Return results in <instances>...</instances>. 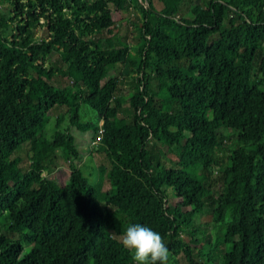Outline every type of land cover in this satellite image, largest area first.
<instances>
[{
	"label": "trees",
	"instance_id": "1",
	"mask_svg": "<svg viewBox=\"0 0 264 264\" xmlns=\"http://www.w3.org/2000/svg\"><path fill=\"white\" fill-rule=\"evenodd\" d=\"M147 1L0 0V264H135L119 236L136 223L163 236L167 264H264V0H193L182 17L186 0ZM71 127L104 154L97 181ZM178 143L168 165L156 148ZM207 206L210 240L194 225Z\"/></svg>",
	"mask_w": 264,
	"mask_h": 264
},
{
	"label": "rangeland",
	"instance_id": "2",
	"mask_svg": "<svg viewBox=\"0 0 264 264\" xmlns=\"http://www.w3.org/2000/svg\"><path fill=\"white\" fill-rule=\"evenodd\" d=\"M209 0H202L199 2L200 5L204 6ZM156 4L158 7L161 5L159 4L158 0L156 1ZM193 7V0H186L184 1L181 11L179 12V16H184L185 14L189 13L191 11V8ZM138 17V12L135 10V8H130L129 10L123 12L118 16L119 22H128L129 26L126 30V32L122 36V40L129 42V43H135L138 37V32L135 30L133 21ZM119 27V25H118ZM40 33H43L42 31ZM262 48L264 49V41L262 42ZM262 51V49H261ZM258 59V57H257ZM127 71H124V76H120V92L119 96H121L123 99V107L120 109V117L124 120H127L128 122L132 121L133 118V109L129 104V98L132 95L133 91V85L134 82L131 77L126 74ZM59 82V81H58ZM104 80L101 81L103 83ZM88 107V106H86ZM85 106L83 107L82 111V117L84 120L91 119L92 117L94 118V111L88 107L86 108ZM91 110V112H89ZM62 111V108L57 109L56 107L53 108L50 111V117L49 121L47 122L46 126V133L45 137L47 141H52L53 139V134L56 129V123H57V117L58 114ZM68 121V120H67ZM67 121L63 123L62 127L64 128L67 127ZM71 132L75 135L76 137V145L81 149V155L82 158L79 161L80 166H86L85 170L86 173H89L91 175L90 179L91 181H97V173H94L90 167L88 166H100L102 162H104L105 157L104 154H101L96 151V149L92 150L95 146L93 144V134L92 131H86V132H81L77 130L76 127H71ZM228 132V131H227ZM227 135H229L227 133ZM225 144L227 146H232L235 144V137L233 135H230L228 138L225 139ZM158 152H160L162 159L168 164V165H173L179 158L183 156V146L181 144H172L170 147L166 148V146H163L162 144L159 145V147L156 148ZM92 150V152H91ZM61 168L65 170V173H67L70 170L69 163L67 160L60 159V162L58 163ZM51 176H54V173L51 174ZM220 172L215 171L214 174L212 175V178H214L216 181L219 180ZM109 188V182L108 180L105 181L104 183V190H107ZM174 204H177V202H180V200H174ZM185 210H190V205L186 204L183 206ZM196 221H195V220ZM193 220L195 221V226L198 229H201L203 231H207L205 237L207 239H212L214 236L215 232V226H214V219H213V208L207 206L204 211L200 214L199 217L194 218ZM192 220V218H189V222ZM186 238H189L191 235L189 232L185 233ZM122 236H119L121 239ZM194 246H199V245H194ZM194 256H197V251L195 250ZM179 262L180 264H188L187 260L184 258L183 255L179 257Z\"/></svg>",
	"mask_w": 264,
	"mask_h": 264
},
{
	"label": "clouds",
	"instance_id": "3",
	"mask_svg": "<svg viewBox=\"0 0 264 264\" xmlns=\"http://www.w3.org/2000/svg\"><path fill=\"white\" fill-rule=\"evenodd\" d=\"M135 264H167L169 249L163 236L151 227L136 223L127 227L120 239Z\"/></svg>",
	"mask_w": 264,
	"mask_h": 264
},
{
	"label": "built area",
	"instance_id": "4",
	"mask_svg": "<svg viewBox=\"0 0 264 264\" xmlns=\"http://www.w3.org/2000/svg\"><path fill=\"white\" fill-rule=\"evenodd\" d=\"M142 3H144V4H148V1L147 0H140ZM100 127H101V129H100V132H103V121L100 123ZM93 144L95 145V144H97V141H93Z\"/></svg>",
	"mask_w": 264,
	"mask_h": 264
},
{
	"label": "crops",
	"instance_id": "5",
	"mask_svg": "<svg viewBox=\"0 0 264 264\" xmlns=\"http://www.w3.org/2000/svg\"><path fill=\"white\" fill-rule=\"evenodd\" d=\"M156 1H157V0H155V4H156ZM158 2H159V4H160L161 6H160V7H158V6H157V4H156L157 8H161V7H162V4H161V2H160V1H158ZM120 79H121V77H120Z\"/></svg>",
	"mask_w": 264,
	"mask_h": 264
}]
</instances>
